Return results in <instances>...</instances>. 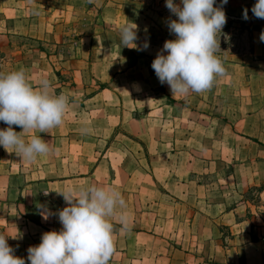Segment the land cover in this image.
<instances>
[{"label": "crops", "instance_id": "crops-1", "mask_svg": "<svg viewBox=\"0 0 264 264\" xmlns=\"http://www.w3.org/2000/svg\"><path fill=\"white\" fill-rule=\"evenodd\" d=\"M68 1L100 5L87 49L83 47L75 56L65 57L59 67L53 57L34 51L13 68H23L34 84L41 75L46 76L55 93L69 96L63 123L52 130V135L41 133L58 152L28 161L1 147L0 232L18 234L17 238H8L14 254L30 264L26 259L29 246L39 244L43 232L62 227L56 215H50L47 220L40 215L42 206L53 213L65 206L63 197L55 190L65 185L98 183L116 186L126 202V223L112 220L114 251L108 264H264V93L261 88L256 90L254 83L249 92L253 110L247 115L232 113L238 118L237 126L222 119L217 128H204L206 146L232 150L231 156L223 151L199 165L197 156L192 155V144L189 146V158L185 162L197 165L198 170L201 166L203 171H209L211 166L212 172L221 170L225 176H165L166 159L174 164V171L176 164L183 161V140L177 129L181 112L178 115L176 106L156 101L167 97L174 102L214 98L208 96V89L206 96L201 92H191L186 97L172 96L169 86L160 83L151 67L155 58L151 54L157 55L163 41L158 46L151 43L144 53L122 46L119 23L138 20L136 16L145 17L135 1L0 0V50L12 48L11 39L15 35L55 41L58 30L48 25L41 28V23L38 24L42 20L53 22L55 13L44 12L39 17L32 12L19 15L18 8L20 5L66 7ZM83 14L87 16L86 11ZM155 20L152 19L153 24ZM222 62L227 73L237 74L235 78L242 79L245 75V65ZM63 68L69 71L66 79L61 77ZM99 84L102 86L98 87ZM221 84L215 79L209 90ZM232 86L227 79L225 90L231 92ZM211 93L215 95L217 91ZM141 107L149 112L148 118L135 117V110ZM84 120L90 127L88 134L81 133ZM170 122H173V134L167 129ZM3 127H6L4 123ZM150 128L159 138L156 157L161 167L159 176L149 175L151 158L148 156L144 161L140 153L143 146L148 150ZM169 135L172 150L164 154L160 150L165 148ZM195 136L197 133L191 130L188 138L192 141Z\"/></svg>", "mask_w": 264, "mask_h": 264}, {"label": "clouds", "instance_id": "clouds-1", "mask_svg": "<svg viewBox=\"0 0 264 264\" xmlns=\"http://www.w3.org/2000/svg\"><path fill=\"white\" fill-rule=\"evenodd\" d=\"M227 0H166L171 13L167 20L173 39H167L152 61L161 84H167L172 96L186 97L209 89L216 77L225 74L217 53L221 52L220 35L227 22L224 5ZM252 15L264 19V0H256ZM248 19V9L243 10ZM174 16L175 18H172ZM138 25L129 20L119 25L122 46L138 51ZM264 42V31L260 34ZM69 107V96L55 93L51 82L41 75L34 84L23 68L0 71V147L14 152L20 159L34 161L38 156L58 152L41 133L63 123ZM82 134H88V121H82ZM19 128L20 131L16 129ZM39 133V134H37ZM11 150V151H10ZM65 206L55 213L41 207L47 220L56 215L62 227L45 231L40 243L27 249L30 264H108L113 247V219L127 221L126 202L114 185L91 183L87 186L65 185L55 190ZM48 195V191H44ZM0 233V264H25V258L14 254L8 238Z\"/></svg>", "mask_w": 264, "mask_h": 264}, {"label": "rangeland", "instance_id": "rangeland-1", "mask_svg": "<svg viewBox=\"0 0 264 264\" xmlns=\"http://www.w3.org/2000/svg\"><path fill=\"white\" fill-rule=\"evenodd\" d=\"M133 1H135L137 9L143 11L145 15V17L136 16V18L139 17V19L132 20L138 25V46L142 48L147 41L148 47L150 48L153 42L155 43L154 45L158 46L162 44V41L165 42L167 39L174 38V34L170 33L167 27V20L171 16V13L165 7L166 0ZM88 2L90 3V1H87L86 4H81L78 2L72 3L70 1L69 6L66 7L57 5H20L18 8L19 15L32 12V14L36 13L39 17L44 12L55 13L56 15L53 22L42 20L39 21L38 24L41 23V28H45L47 25L50 27L54 26V29H57L59 32V37H55V41H47L45 39L25 35L13 36L11 39L12 48H8L7 46L0 50V68L3 69L2 71L13 70L14 65L18 61L26 54L34 51H39L53 57L54 62L57 63L59 67L61 66V61L65 60V57L75 56L76 51L82 50L83 47L87 49L89 39L92 36L91 34L95 31L94 16L100 11L99 4L88 5ZM177 2H179V0H177ZM255 2L256 0H227V4L223 6L227 22L220 35V48L222 51L217 53V55L222 61L236 62L245 65L246 68L244 70L246 73L240 77L242 79L235 78L234 76H237V74L231 75L226 71L224 75L219 76V78L216 77V81L222 84L217 85L214 90L208 89V96L214 98L212 100H197L192 102L179 100L174 102L172 98L170 99L167 97L164 98L165 100L156 101L157 104L160 103L163 105L167 103L176 106L179 110L178 115H180L181 112L177 129L183 140V147L181 150V161H183L180 164H176L174 171V164L167 162L166 159V163H164L165 176H174V174H178L177 176H225L221 170L212 172V170H210L211 166L208 167L209 171H203L201 166H199L200 170H198L197 165L190 166L189 162H185V160L189 158L188 152L190 144H192L193 149L192 155L197 156L200 163L199 165H203L201 162L202 160L214 158L221 155L223 151L224 154L228 153V156H231L232 150H221L206 146L207 131H205L204 128L209 126L217 128L219 124L221 125L222 119L229 121V125L237 126L238 118L232 115V113L238 112L241 115H247L253 110L254 106L250 101L251 93L249 92L253 90L254 83L256 84V90L261 88V91L264 93V42L260 40V34L264 31V19H259L252 15L251 8ZM216 3L219 4L220 0H216ZM28 8H31V11L27 10ZM245 8L248 9V19H244L242 15ZM63 10L64 15H61ZM85 11L87 16L83 14ZM66 12H68V14ZM78 14H81V16ZM130 16L133 17V15H129L128 17ZM172 18L175 17L172 16ZM152 19L155 20V24H153ZM126 21L122 20L119 25ZM50 39L53 40L52 38ZM147 48L141 51L137 50V52H147ZM154 54L151 55L156 56V53ZM60 71L62 73L61 77L66 79L69 76L67 68L60 69ZM227 79L233 83V86L229 87L231 92H228V90L224 88ZM237 83H240V86ZM244 83L245 85H243ZM101 86L102 84L98 85V87ZM211 91H217V93L213 95ZM159 92H163V90H159ZM203 92H201L202 96H206V90L205 93ZM134 115L136 118L146 119L149 116V112L146 108L141 107L135 110ZM0 127H3V122H0ZM167 129L173 134V122L167 125ZM191 130L197 133V136L193 137L194 140L192 141L188 138ZM157 135L153 134L152 128H150L148 150L143 146L140 152L144 161L148 156L151 158L152 163L148 169L150 176H159L161 171V167L156 158L159 152V148L157 147L159 138ZM166 137V146L160 150L162 153L164 152V154H168L172 150L168 142L171 135ZM160 138H162V136H160ZM137 140L139 139L137 138ZM135 145L140 146L137 142H135ZM169 160L171 161V159ZM229 166L230 168L232 167L231 164ZM255 189L260 190L261 187H256ZM253 194L254 192L251 193V195Z\"/></svg>", "mask_w": 264, "mask_h": 264}, {"label": "trees", "instance_id": "trees-1", "mask_svg": "<svg viewBox=\"0 0 264 264\" xmlns=\"http://www.w3.org/2000/svg\"><path fill=\"white\" fill-rule=\"evenodd\" d=\"M1 71V70H0Z\"/></svg>", "mask_w": 264, "mask_h": 264}]
</instances>
